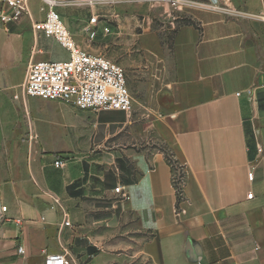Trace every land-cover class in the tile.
Returning a JSON list of instances; mask_svg holds the SVG:
<instances>
[{"label":"crops","instance_id":"1","mask_svg":"<svg viewBox=\"0 0 264 264\" xmlns=\"http://www.w3.org/2000/svg\"><path fill=\"white\" fill-rule=\"evenodd\" d=\"M185 1L192 9L104 0L91 13L95 39L107 37L132 60L131 104L144 96L153 141L167 153L106 148L122 131L120 112L91 117L25 97L41 35L23 18L0 31V264H44L43 252L71 264L120 255L148 264H264V0ZM25 30L34 43L23 61L10 47ZM121 153L130 183L115 161ZM166 154L182 174L179 196ZM59 158L63 168L54 166Z\"/></svg>","mask_w":264,"mask_h":264},{"label":"built area","instance_id":"2","mask_svg":"<svg viewBox=\"0 0 264 264\" xmlns=\"http://www.w3.org/2000/svg\"><path fill=\"white\" fill-rule=\"evenodd\" d=\"M37 1L41 4L39 12L44 15L40 21L33 19L30 0H0V31L8 30L10 25L26 16L31 21L32 31L44 38L53 39L67 53L68 58L63 61H47L34 60L32 57L27 64L22 85L24 96L57 101L80 111L129 113L132 107L131 95L124 69L105 56L91 54L76 44L57 12L60 1ZM154 1L158 6H167L173 11H183L190 3L185 0ZM98 22L96 15L89 19L86 32L90 41L96 38ZM103 33H109L108 27L103 28ZM33 54L36 52L33 51ZM54 166L63 168L65 161L59 158ZM248 179L252 180V173L248 174ZM174 183L177 185L175 191L180 194L179 173L173 174ZM113 192L127 198L119 186ZM251 197L252 194L247 195L248 199ZM1 211L5 212L6 208L1 207ZM63 225L69 226V222L65 220ZM17 252L23 254L22 247H18ZM43 255L44 264H71L64 254L43 252Z\"/></svg>","mask_w":264,"mask_h":264},{"label":"rangeland","instance_id":"3","mask_svg":"<svg viewBox=\"0 0 264 264\" xmlns=\"http://www.w3.org/2000/svg\"><path fill=\"white\" fill-rule=\"evenodd\" d=\"M60 1L59 14L63 19L65 26L70 31V33L77 32V38L75 41L78 45L82 46L85 49L94 50L97 53L105 56L107 59L121 66L126 74L127 83H129L130 78L136 76L134 73V66L131 65V59L129 63V58L124 52L116 51L110 42L107 40V37H99L93 41L88 39V35L86 30L83 31V28L88 29L89 19L91 17L92 11L96 10L98 5L104 0H58ZM107 1V0H105ZM126 1V0H125ZM129 1V0H127ZM152 4L155 3L154 0H149ZM149 2V3H150ZM197 3H200L198 1ZM203 5V4H202ZM41 4L37 0H30V9L35 16V18L41 17L43 14L39 12ZM201 6V5H200ZM193 3H189V6L185 7V10L192 9ZM197 7V6H196ZM203 7V6H201ZM57 8V9H58ZM176 13V12H175ZM44 16V15H43ZM161 19V18H158ZM159 21V20H158ZM156 21L155 27L161 25V21ZM163 21V20H162ZM183 22L187 21V19H182ZM28 17H23V24L28 23ZM96 31L97 28H96ZM12 30H9V34L12 33ZM99 34V32H97ZM171 34H168L170 38ZM74 38V37H73ZM33 37L28 30L22 32V37L19 41H13L11 49H16L19 53L23 55V61L25 58L27 59V55L29 54L30 47L33 45ZM34 51L38 52L41 50L42 57L39 56L34 57V60H47V61H63L67 60V53L53 40L47 39L43 36L39 37L38 45L34 46ZM39 54V53H38ZM44 54V55H43ZM36 56V55H35ZM132 94V93H131ZM135 100L132 103V107L129 113L119 114L120 120L123 123V128L119 136L110 138L106 141L105 146L109 149H123V151L127 150L128 152H136L140 150H151L153 148L159 149L163 152H166L165 147L159 142L153 141L152 130L150 127L149 117L146 114V107L143 103L145 99L141 93H137V95H133ZM143 99V100H142ZM109 112H100L94 113L90 112L91 117L95 115H101ZM115 113V112H114ZM119 113V112H118ZM108 117V116H107ZM167 153V152H166ZM122 154V153H121ZM122 159L115 160L118 164L121 161L125 167V170L120 169V173H129L127 170V165L125 163L126 159L124 154H122ZM128 161V160H127ZM130 174V173H129ZM128 174V175H129ZM124 179V174L120 175ZM109 264H148L141 257L134 255H120L117 257H112Z\"/></svg>","mask_w":264,"mask_h":264},{"label":"trees","instance_id":"4","mask_svg":"<svg viewBox=\"0 0 264 264\" xmlns=\"http://www.w3.org/2000/svg\"><path fill=\"white\" fill-rule=\"evenodd\" d=\"M245 126H246V124H245ZM166 159H167L168 164L171 166V170L175 173L177 171V169L175 168L174 162L172 161L171 157L168 154H166ZM118 165H119V168L121 170H125V167H124V165H123V163L121 161L118 162ZM127 170L131 174V171H130V169L128 167H127ZM129 173H123V174H125V176H128ZM179 177L182 178V174L181 173L179 174ZM132 181H134L133 177H132ZM125 182L130 183V179L129 178L125 179ZM173 187L177 189V185L175 183L173 184ZM179 195L180 194L177 193V196H179Z\"/></svg>","mask_w":264,"mask_h":264}]
</instances>
